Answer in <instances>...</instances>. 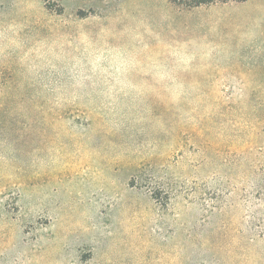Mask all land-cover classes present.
<instances>
[{"label":"rangeland","instance_id":"obj_1","mask_svg":"<svg viewBox=\"0 0 264 264\" xmlns=\"http://www.w3.org/2000/svg\"><path fill=\"white\" fill-rule=\"evenodd\" d=\"M0 264H264V0H0Z\"/></svg>","mask_w":264,"mask_h":264},{"label":"trees","instance_id":"obj_2","mask_svg":"<svg viewBox=\"0 0 264 264\" xmlns=\"http://www.w3.org/2000/svg\"><path fill=\"white\" fill-rule=\"evenodd\" d=\"M213 0H193V3L195 4H200V3H206V2H211Z\"/></svg>","mask_w":264,"mask_h":264}]
</instances>
